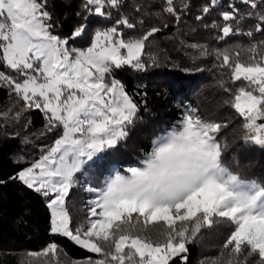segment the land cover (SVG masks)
I'll return each mask as SVG.
<instances>
[{
    "label": "snow or ice",
    "instance_id": "1",
    "mask_svg": "<svg viewBox=\"0 0 264 264\" xmlns=\"http://www.w3.org/2000/svg\"><path fill=\"white\" fill-rule=\"evenodd\" d=\"M122 2L83 0L81 7L103 23ZM259 2L264 0H241L253 9ZM217 3L210 0L213 7ZM189 7L187 0L180 10L175 0H163L162 11L179 21ZM229 8L220 13L222 24H212L219 30L217 40L264 34V14L255 17L254 29L243 32L234 24L245 17L234 4ZM209 12L210 6L204 5L196 19L202 21ZM52 21L48 0H0V64L13 73L0 71V88L19 103L15 112L0 113V119L18 124L26 113L39 110L45 125L38 135L57 136L41 149L39 160L10 179L45 198L50 233L97 254L96 259L85 258L84 264H188V245L202 227L224 221L232 230L222 247L235 257V264H246L253 254L259 258L257 264H264V209L259 204L264 186L233 174L223 163L227 145L222 146L217 136L228 121H204L198 110H188L167 136L153 141L140 166L106 173L97 183L88 179L85 169L126 140L139 110L113 73L125 66L140 73L157 66V57L146 47L161 29L151 27L142 36L125 39L123 29L134 30L144 21L121 15L112 26L96 29L90 46L81 49L70 41L83 38L87 24L74 25L68 36H61ZM187 47L196 52L193 60L209 54L204 45ZM244 50L249 53L246 62L240 59L239 47L216 50L236 90L223 83L221 87L232 97L225 103L243 118L245 143L264 149V122L258 123L264 121V40ZM246 186L257 191L250 195L235 190ZM74 188L88 194L85 219L75 227L67 207ZM57 248L52 242L43 250Z\"/></svg>",
    "mask_w": 264,
    "mask_h": 264
},
{
    "label": "trees",
    "instance_id": "2",
    "mask_svg": "<svg viewBox=\"0 0 264 264\" xmlns=\"http://www.w3.org/2000/svg\"><path fill=\"white\" fill-rule=\"evenodd\" d=\"M82 2L48 0L56 34L68 36L74 25L87 24L83 38L74 43L70 41L73 47L83 49L90 46L94 31L112 26L111 21L121 15H127L133 22L144 21L143 25L137 24L134 30L123 29L125 39L142 36L151 27L161 29L150 38L146 47V51L157 57V66H149L143 73L125 66L113 73L133 95L139 110L132 125L127 128L126 140L86 168L88 176L98 181L106 173L140 166V161L154 146V140L179 124L188 110L194 113L198 110L204 121L229 122L228 127L217 136L222 146L227 145L223 149L225 166L242 179L255 180L264 186V149L245 143L247 130L243 127V118L225 103L232 97L224 92L221 83L232 88L233 92L236 86L231 82L229 69L221 68L215 55L217 49L239 47L240 59L246 62L249 53L244 49L251 43L264 40V34L255 33L253 37L237 35L224 42L216 39L219 30L212 27L213 23H223L220 13L230 11L229 4H234L239 9V15L245 17L234 27L243 32L254 29L255 17L264 14V2H259L253 9L241 0H218L214 7L210 0H187L189 9L182 11L181 19L176 21L162 11L163 0H123L119 9H111V20L103 23L100 17L88 16L81 7ZM185 2L175 0L177 9L180 10ZM204 5L210 6V12L204 15L202 21L197 20L196 16L202 15ZM190 44L206 46L209 54L193 60L196 52L187 47ZM0 71L13 74L3 64H0ZM18 108L16 97L10 96L7 89L0 88V113H7L9 109L15 112ZM28 120L31 123L25 127ZM44 125L45 120L39 110L26 113L18 124L10 119H0V181H6L0 183V264H84L89 256L98 258L97 254L88 252L70 239L51 234L50 210L46 207L45 198L10 179L23 167L39 160L41 149L50 146L57 138L55 133L39 136ZM25 137L28 142H25ZM87 197L88 194L80 188H74L70 194L67 207L73 227L85 219L82 206ZM231 230V226L224 221L211 228L202 227L196 240L188 245V264H235V257L222 247ZM52 242L58 248L45 252V246ZM30 252H37L38 255H29ZM258 259L255 254L247 256L246 264H257Z\"/></svg>",
    "mask_w": 264,
    "mask_h": 264
},
{
    "label": "rangeland",
    "instance_id": "3",
    "mask_svg": "<svg viewBox=\"0 0 264 264\" xmlns=\"http://www.w3.org/2000/svg\"><path fill=\"white\" fill-rule=\"evenodd\" d=\"M258 123H259V121H258ZM169 131H170V130H169ZM169 131L166 132V133H164V134L161 135L160 137H158L156 141H160L162 137L167 136L168 133H169ZM145 158H146V157H145ZM145 158H144V159H145ZM142 160H143V159H142ZM142 160H141V161H142ZM120 171H121V170H120ZM112 172H114V171H112ZM110 173H111V172H110ZM110 173H109V174H110ZM78 179H79V177H78ZM88 179H89L90 181H92L93 183H97V182H99V181L102 180V178H101V180H98V179H97L98 181H96V179H92V178H90L89 176H88ZM235 190H236V191H240V192H246V193H248V194H250V195H254L255 192L257 191L256 188H253V187H251V186H246V187H244V188H237V189H235ZM87 198H88V197H87ZM87 198H86V199H87ZM86 199H85V200H86ZM85 200H84V202H83V206H82L84 216H86V211L84 210V203H85ZM259 204H260V208H261V209H264V197H261V198H260Z\"/></svg>",
    "mask_w": 264,
    "mask_h": 264
}]
</instances>
